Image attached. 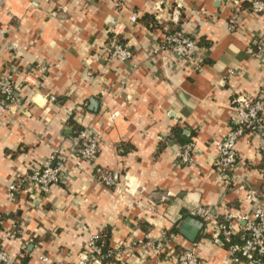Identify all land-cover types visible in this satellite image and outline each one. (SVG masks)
Returning <instances> with one entry per match:
<instances>
[{"label": "crops", "instance_id": "crops-1", "mask_svg": "<svg viewBox=\"0 0 264 264\" xmlns=\"http://www.w3.org/2000/svg\"><path fill=\"white\" fill-rule=\"evenodd\" d=\"M242 1L232 33L228 0H124L123 10L113 0H0V77L12 73L23 87V103L0 112V242L13 259L76 264L91 236L110 229L119 264H178L193 245L198 264H249L215 241L221 220L243 232L256 203L247 190L264 178L258 136L238 142L232 186L215 166L218 142L233 126V95L264 86V56L247 51L248 35L264 36V15ZM180 27L204 48L201 70L182 67L176 53H153ZM113 37L131 46L127 64L107 59ZM71 121L96 134V159L71 157L66 184L12 199L10 185L31 167L59 150L71 156ZM189 142L194 160L184 165L179 153ZM97 168L118 185L101 183ZM199 207L212 215L192 216ZM189 217L206 221L195 242L181 232Z\"/></svg>", "mask_w": 264, "mask_h": 264}, {"label": "built area", "instance_id": "built-area-1", "mask_svg": "<svg viewBox=\"0 0 264 264\" xmlns=\"http://www.w3.org/2000/svg\"><path fill=\"white\" fill-rule=\"evenodd\" d=\"M247 1L250 13L264 15V0ZM113 2L121 10L125 9L124 0H113ZM228 3L231 6V13L228 19L229 30L232 33L239 32L240 15L244 7V1L228 0ZM135 19L136 17L132 16V20ZM248 36V53L256 58H262L264 56V36L261 38L254 36V34ZM106 49L108 60L119 61L123 64H127L134 55L131 46L121 42L117 37H113ZM165 52L176 53L179 56L180 65L185 69L198 71L204 65L205 51L201 46V42L196 35L189 33L183 27L167 33L162 42L153 49V53L157 55ZM229 72V75L235 74L233 70ZM49 99L50 101H56L57 97L50 95ZM20 103H23V87L15 83L12 73L3 74L0 77V112H5L11 105H19ZM230 108L233 111V126L218 142L215 166L218 177L232 186L236 181L235 173L238 167L237 147L240 139L248 136H258L261 141L264 140V86L260 87L254 94L247 92L235 93L230 101ZM261 148L263 155L261 171L264 176V146ZM194 149V142H189L181 147L179 153L181 164H192ZM99 151L100 141L94 131L89 127L83 128L74 138L71 156H67L59 150L52 153L43 163L31 167L30 171L20 178L18 182L10 185V197L14 199L17 192L22 189L30 195L46 196L54 186L66 184L69 177L66 166L71 157L93 162ZM118 151L122 152L123 148L119 147ZM97 173L98 180L104 185L111 188H115L118 185L117 177L111 172L97 168ZM261 185H264V178ZM247 198L256 202L253 216L247 221L241 233L242 243L232 244L227 249L232 253L236 261H245L249 264H264V186L261 191H258L254 186L250 185L247 190ZM191 215L208 219L212 215V209L199 207L192 211ZM236 234L228 221H219L215 241L225 246L227 243L232 242ZM166 239L167 233L164 232L157 241L156 248L162 249ZM99 242H102L100 233L93 234L86 244L81 259L76 264H119V258L114 249L109 250L107 254V257H112L113 260L108 263L103 262L106 256H104ZM198 260L194 245L185 249L178 256V264H198ZM48 262L49 259L44 256H40L37 260L29 263L13 259L4 243L0 242V264H48Z\"/></svg>", "mask_w": 264, "mask_h": 264}, {"label": "trees", "instance_id": "trees-1", "mask_svg": "<svg viewBox=\"0 0 264 264\" xmlns=\"http://www.w3.org/2000/svg\"><path fill=\"white\" fill-rule=\"evenodd\" d=\"M153 18L150 17V20H152ZM179 28H175L173 29V31L177 30ZM121 42L125 43V41L123 39H120ZM70 124L73 126V135L74 136H77L79 131L83 129V127L79 126L78 124H76L74 121H71ZM175 133H179V134H183L182 133V130H179V129H175L174 130ZM263 186L264 185H260V186H254L258 191H261L263 189ZM223 221V220H221ZM204 224H206V221H204ZM179 226H180V222L174 227V231L178 232L179 230ZM100 235H101V238H102V242L99 244L102 246V250H103V254L104 256H106L104 259H103V262L105 263H108L109 261L113 260L112 257H107V254L109 253V250H112L111 247L109 246V240H110V236H111V231L110 229H104L100 232ZM241 233L239 234H236L234 235L233 237V240L231 243H227L225 245L226 248H229L232 244H235V243H239L241 244L242 243V240H241ZM244 260V259H242Z\"/></svg>", "mask_w": 264, "mask_h": 264}, {"label": "water", "instance_id": "water-1", "mask_svg": "<svg viewBox=\"0 0 264 264\" xmlns=\"http://www.w3.org/2000/svg\"><path fill=\"white\" fill-rule=\"evenodd\" d=\"M194 225V226H191ZM203 226V222L194 217H189L182 227V234H184L190 241L195 242L198 238L199 232Z\"/></svg>", "mask_w": 264, "mask_h": 264}]
</instances>
